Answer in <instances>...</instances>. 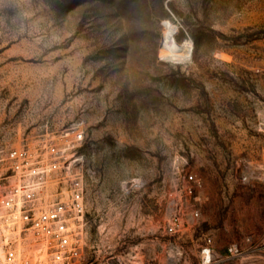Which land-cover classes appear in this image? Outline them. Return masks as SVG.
Wrapping results in <instances>:
<instances>
[{"label": "rangeland", "instance_id": "obj_1", "mask_svg": "<svg viewBox=\"0 0 264 264\" xmlns=\"http://www.w3.org/2000/svg\"><path fill=\"white\" fill-rule=\"evenodd\" d=\"M74 125L86 234L66 264H201L208 238L213 264H264V0H0V190L10 149Z\"/></svg>", "mask_w": 264, "mask_h": 264}, {"label": "built area", "instance_id": "obj_2", "mask_svg": "<svg viewBox=\"0 0 264 264\" xmlns=\"http://www.w3.org/2000/svg\"><path fill=\"white\" fill-rule=\"evenodd\" d=\"M83 135L80 125H74L52 140L42 139L34 151L26 146L8 151L12 174L8 186L0 190V264L17 263L22 256L19 244L27 239L38 256L50 258L53 264H66L78 255L86 234V179L76 157ZM200 183L189 172L183 190L193 195ZM182 216L180 211L174 214L166 226L168 233L182 231ZM211 243L208 238L201 248V264L214 262ZM240 253L239 245L232 243L226 258ZM23 262L31 260L25 257Z\"/></svg>", "mask_w": 264, "mask_h": 264}, {"label": "bare ground", "instance_id": "obj_3", "mask_svg": "<svg viewBox=\"0 0 264 264\" xmlns=\"http://www.w3.org/2000/svg\"><path fill=\"white\" fill-rule=\"evenodd\" d=\"M166 47V46H165ZM188 47L187 43H184L181 45V49L185 50V48ZM167 48V47H166ZM176 49V48H175ZM177 50V49H176ZM188 50V49H187ZM178 51V50H177ZM180 51V50H179Z\"/></svg>", "mask_w": 264, "mask_h": 264}]
</instances>
